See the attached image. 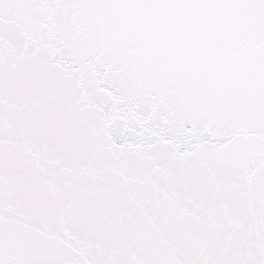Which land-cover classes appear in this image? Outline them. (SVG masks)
Listing matches in <instances>:
<instances>
[{"label":"snow or ice","instance_id":"snow-or-ice-1","mask_svg":"<svg viewBox=\"0 0 264 264\" xmlns=\"http://www.w3.org/2000/svg\"><path fill=\"white\" fill-rule=\"evenodd\" d=\"M0 264H264V0H0Z\"/></svg>","mask_w":264,"mask_h":264}]
</instances>
